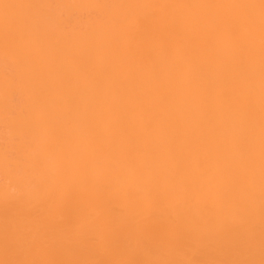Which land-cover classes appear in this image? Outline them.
<instances>
[{
  "label": "bare ground",
  "instance_id": "obj_1",
  "mask_svg": "<svg viewBox=\"0 0 264 264\" xmlns=\"http://www.w3.org/2000/svg\"><path fill=\"white\" fill-rule=\"evenodd\" d=\"M0 264H264L261 0H0Z\"/></svg>",
  "mask_w": 264,
  "mask_h": 264
},
{
  "label": "snow or ice",
  "instance_id": "obj_2",
  "mask_svg": "<svg viewBox=\"0 0 264 264\" xmlns=\"http://www.w3.org/2000/svg\"><path fill=\"white\" fill-rule=\"evenodd\" d=\"M261 4L264 5V0H261ZM4 7L8 6V5H2Z\"/></svg>",
  "mask_w": 264,
  "mask_h": 264
}]
</instances>
